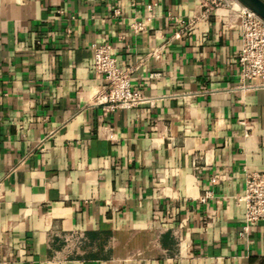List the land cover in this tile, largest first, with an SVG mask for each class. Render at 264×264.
<instances>
[{
  "label": "crops",
  "instance_id": "1",
  "mask_svg": "<svg viewBox=\"0 0 264 264\" xmlns=\"http://www.w3.org/2000/svg\"><path fill=\"white\" fill-rule=\"evenodd\" d=\"M238 7L0 0V264H264V221L242 234L264 79L242 88ZM102 43L145 102L99 101Z\"/></svg>",
  "mask_w": 264,
  "mask_h": 264
},
{
  "label": "built area",
  "instance_id": "2",
  "mask_svg": "<svg viewBox=\"0 0 264 264\" xmlns=\"http://www.w3.org/2000/svg\"><path fill=\"white\" fill-rule=\"evenodd\" d=\"M237 11L241 20L242 46L239 53L241 76L251 83L242 88L251 89L257 86V79H264V19L256 12L237 0ZM136 30H143L146 22L134 25ZM159 57V55H157ZM94 69L106 81L99 101L112 109L130 108L147 99L143 91L134 89L130 73L119 66L110 43L94 45ZM210 192L201 200L206 202ZM245 206V224L242 234L250 231L253 224L264 221V171L253 172L246 179L245 192L239 197Z\"/></svg>",
  "mask_w": 264,
  "mask_h": 264
},
{
  "label": "water",
  "instance_id": "3",
  "mask_svg": "<svg viewBox=\"0 0 264 264\" xmlns=\"http://www.w3.org/2000/svg\"><path fill=\"white\" fill-rule=\"evenodd\" d=\"M264 19V0H238Z\"/></svg>",
  "mask_w": 264,
  "mask_h": 264
}]
</instances>
